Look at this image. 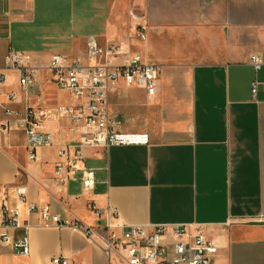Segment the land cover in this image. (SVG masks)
Segmentation results:
<instances>
[{
  "label": "crops",
  "instance_id": "crops-1",
  "mask_svg": "<svg viewBox=\"0 0 264 264\" xmlns=\"http://www.w3.org/2000/svg\"><path fill=\"white\" fill-rule=\"evenodd\" d=\"M73 1L0 0V73L6 76L0 91V231L2 198L12 187L25 185L30 203L48 204L63 217L77 216L98 235L91 239L78 229L46 227L38 212L21 205L22 218L31 226L30 253H17L0 237V264H53L54 256L69 264H128L117 252L109 253L99 235L108 224L119 229L160 223L205 225L217 247L212 264H264V0H141V7L130 0V9L141 12L137 25L145 27L143 35L137 28L135 35L117 34L110 17L121 19L122 1L85 0L91 8L81 14L94 21L107 15L108 36L82 37L62 28ZM90 36L101 44L128 41L145 62L161 66L154 102L144 89L123 82L110 96L122 126L130 116L142 121L140 130L121 129L148 133L150 142L85 148L75 172L60 183L56 168L67 160L59 150L79 143L78 123L48 121L45 130L54 143L39 148L32 161L25 132H4L1 122L5 108L84 106L85 100L50 82L46 67L55 53L84 55ZM134 39L146 48V59L132 48ZM10 50L31 54L39 67L37 82L28 90L6 68ZM252 55L262 58L258 69ZM12 92L14 101L8 98ZM62 92L71 103L60 102ZM142 101L149 105L140 106ZM86 168L95 171V185L88 190L82 184ZM91 201L105 210L116 208L117 215L97 218L88 207ZM9 202L18 203L11 193ZM10 234L18 238L23 230Z\"/></svg>",
  "mask_w": 264,
  "mask_h": 264
},
{
  "label": "built area",
  "instance_id": "built-area-1",
  "mask_svg": "<svg viewBox=\"0 0 264 264\" xmlns=\"http://www.w3.org/2000/svg\"><path fill=\"white\" fill-rule=\"evenodd\" d=\"M137 30L139 35H143L145 27L138 24ZM251 62L255 69H258L262 58L252 55ZM5 63L7 69L18 74L21 87L28 90L36 84L39 67L35 65L31 54L10 50ZM46 68L51 83L72 97L85 100V105H60L55 108L27 105L24 110L5 108L1 129L4 132L23 130L28 158L35 161L39 148L54 143V136L45 130L48 121L70 118L78 123L79 143L59 150V156L67 160V164H58L56 168L60 183L65 182L68 176L75 172L85 148L107 150L112 146L149 144L148 133L122 130V119L115 115L110 107V96L119 89L120 82L144 89L150 102H154L158 94L161 66L145 62L140 53L128 48V41L101 44L97 37L90 36L84 55L55 53ZM5 81V74L0 73V91ZM259 83L257 80L253 82V94L257 92ZM262 84L264 86V83ZM8 98L14 101L17 95L12 92L8 94ZM82 184L86 190L94 187L93 169H83ZM10 193L18 202L16 206L9 202ZM21 205L28 212H38L46 227L78 229L91 239L98 235L94 227L77 216L63 217L54 213L48 204L39 207L30 203L27 187L16 185L6 191L1 201L0 237L3 244H11L17 253H30L31 226L22 218L19 209ZM88 207L97 218L104 214L113 217L117 215L116 208L105 210L99 208L94 201H91ZM18 229L23 230V234L14 238L10 231ZM205 231V225L199 223H160L148 227L123 225L119 229L108 224L99 239L109 253L117 252L128 264H212L217 247ZM52 263L69 264V259L54 256Z\"/></svg>",
  "mask_w": 264,
  "mask_h": 264
},
{
  "label": "rangeland",
  "instance_id": "rangeland-1",
  "mask_svg": "<svg viewBox=\"0 0 264 264\" xmlns=\"http://www.w3.org/2000/svg\"><path fill=\"white\" fill-rule=\"evenodd\" d=\"M122 1V5H121V19L119 20V17H116V15H113L110 17L111 23H114L115 25H118V32L117 34H124L125 32L127 34H130L131 32H133L135 35V31L137 28V17L141 16V12L138 9H134V11H132V9H130V0H120ZM136 1V0H135ZM140 5V7L142 6V1L138 0L137 1ZM73 5L74 8L72 10V8L70 7V9H68V14L66 16H64V21L62 23V28L64 31H68L69 34H74L77 36H87L88 34H97V35H103V36H108V27H107V22H108V16H102V19L100 18V20H98L97 18L95 19V21L93 20L92 16H85L84 13L83 15L81 14L83 12V10L85 9V11H88V9L91 8V6L89 5L88 1L85 0H75L73 1ZM134 12V13H133ZM137 16V17H136ZM132 17L134 18L133 21L134 23L131 24L130 26H122L121 25L124 21H129L130 19H132ZM119 20V21H118ZM121 24V25H120ZM121 29L123 30V32L121 31ZM131 30V31H130ZM113 33V31L111 32V34ZM133 49L140 51L144 58L146 59V48L143 47L139 41L137 39H134L133 41ZM151 55V54H150ZM160 55V54H159ZM151 58L154 57L153 55L150 56ZM52 89L54 90L55 87L52 85ZM57 91V90H55ZM142 96L139 97L138 101H141ZM59 100L62 103H71V98L69 95L65 94V93H61L59 95ZM140 106H148L149 103H147V101H142L141 104H139ZM142 124V121L140 118H136L134 116H130L128 117V119L125 121L124 126H122L123 129H130V130H140L139 126Z\"/></svg>",
  "mask_w": 264,
  "mask_h": 264
}]
</instances>
